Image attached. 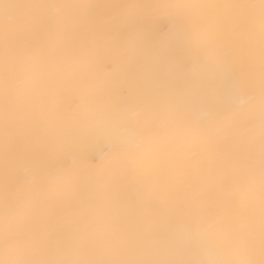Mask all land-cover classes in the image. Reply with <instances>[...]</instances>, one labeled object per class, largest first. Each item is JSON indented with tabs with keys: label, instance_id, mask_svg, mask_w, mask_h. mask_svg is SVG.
I'll list each match as a JSON object with an SVG mask.
<instances>
[{
	"label": "snow or ice",
	"instance_id": "obj_1",
	"mask_svg": "<svg viewBox=\"0 0 264 264\" xmlns=\"http://www.w3.org/2000/svg\"><path fill=\"white\" fill-rule=\"evenodd\" d=\"M0 264H264V0H0Z\"/></svg>",
	"mask_w": 264,
	"mask_h": 264
}]
</instances>
